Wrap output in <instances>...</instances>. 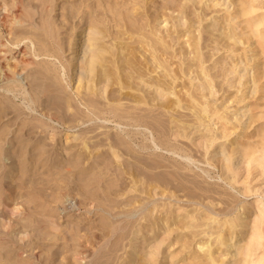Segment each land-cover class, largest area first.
I'll list each match as a JSON object with an SVG mask.
<instances>
[{"label": "bare ground", "instance_id": "6f19581e", "mask_svg": "<svg viewBox=\"0 0 264 264\" xmlns=\"http://www.w3.org/2000/svg\"><path fill=\"white\" fill-rule=\"evenodd\" d=\"M58 1L10 0V3L7 0L0 1V89L3 90V99H0V120L9 114L10 119L15 118L7 124V133L10 128V134L13 132L16 121L19 119L21 122L15 137L17 138L15 142L18 143L17 150L11 149L8 153L9 151L6 152L0 145V174L3 175L0 181V264H71L64 256L65 263L62 262L63 258L59 260L61 251L57 249L62 228L57 222L58 219L55 218L62 208L60 212L58 207L48 213L44 212L45 209L40 210L42 212L38 210V212L35 210L30 212L31 217L39 216V220L35 222V224L38 223L36 226L31 223L33 221L31 217H28V223L12 221L10 217H23L26 213L25 208L13 199L9 201L2 198L4 194L9 195L13 192V181L19 170L21 176L20 184L18 182L17 186L20 190L26 187L29 190L40 191V188L36 189L39 185H42V188L45 182L47 185L49 178L45 181L41 179L42 177H38L40 181L39 179L38 182L34 181L39 173L35 179L33 178L35 172L32 173L34 175L31 176L32 178L24 177L30 171L26 164L32 157L37 156L38 160L51 149L52 152H49V155H53L54 160L62 159L63 154L56 138L58 132L53 125L42 118L66 126L67 129L77 127L79 120L81 124L93 119L102 121L100 124L89 126L74 137L79 146L76 153L72 154L76 158L72 156L64 161L61 160L62 162H59L61 170L64 169L70 173L72 171L70 169L75 170V168L89 171L86 169L97 162L100 171L101 166H104L103 169L106 168L104 174L107 179L113 175L111 169L113 166L116 170L118 169L117 173L113 172L117 176L113 179L115 181L109 182L107 187L96 181L97 186L94 185V187L96 186L101 192V197L96 194V187V190L93 187V191L88 189V187L91 188V181L88 182L87 177V180H83L81 175V181L86 182L82 187L68 182L70 178L68 181L61 180L66 188L62 184L63 188H59V183H56L58 186L55 184L56 187L54 183L50 184L63 191H59L52 200L48 199V203L42 200L45 201V205L50 206L53 202L64 204V201H68V196L75 192L76 195L81 196H78L81 201L69 199L67 207H63V210L68 208L67 210L75 209L78 212L84 209L86 214L98 210L107 220H105L107 222L105 227L103 225L101 227L104 228L100 227L102 232L97 231L99 234L102 233V236L100 237L96 232L100 242L95 243L96 247L92 243L93 246H88L92 249L89 250L91 253L87 255V251L82 252L83 245L87 243L80 242L82 249L77 248L72 253V260L80 264H104L105 259L102 262L95 260L99 257L101 250H104L108 244L110 246V241L119 235L118 247L117 243L112 241V243L115 242L116 253L114 249L109 248V250L111 253L114 252L113 255L116 257L117 252L121 250L123 259L120 264H131L133 260H135L134 264H144L146 258L144 263H141V253L134 252L136 245L125 247V241L134 240L140 235L145 239V235L153 234L154 237L158 229L167 231L165 225L168 219L175 216L172 208L166 210L165 202L174 201V204L180 202L177 193L184 192L188 188L201 193L198 195L202 197L206 193L221 195L211 188H205L202 181L198 179L201 175L195 173L190 176L186 172L191 170L189 165L151 151L153 146L158 147L191 162L194 161L192 147L186 142L173 144L169 136L173 134L177 141L181 139L191 142L189 135H193L191 131L197 127L196 124L203 125V129L211 133L212 128L206 123L210 121V116L215 114V110L208 107L206 100L207 94L214 93L213 89L216 85L215 77L204 65L206 60L202 52L204 41L202 31L198 27L197 33L195 35L192 33L195 30L192 31L191 20L186 12L187 3L190 0H179L175 4L165 0L161 5L158 0H79L61 6L62 20L60 21L55 14ZM240 6L242 7V4ZM169 11L176 12V16L173 18ZM246 11V7H243L241 14ZM182 14L185 15L186 21L175 24L174 20ZM75 18L80 20V26L77 25L78 21H74ZM178 26H180L179 29ZM180 36L187 37L182 44L188 45L187 47H190V51L193 52L195 59L193 73L195 79L199 80L200 92L185 81L184 77L188 72L184 70V47L179 52L174 47ZM68 52L70 56L66 59ZM212 56L213 54L210 55ZM44 58L50 59L47 61L43 60ZM72 80L76 82L73 94L67 91V84ZM75 98L78 99V104ZM80 105L84 106L85 110H82ZM186 108L192 114L183 112ZM31 112H37L41 118L21 117ZM107 123H114L113 125L119 130L111 134ZM94 131L96 132L90 135ZM196 132L200 131L196 130ZM32 133V136L34 133L45 136H42V140V137L40 141L37 138L38 140L31 143ZM98 136L101 138L92 141ZM213 140L214 136L209 135L208 146H212ZM28 145L38 153L27 155ZM238 151L247 156L251 162L253 161L254 150L239 148ZM143 153L149 154L146 160L141 158ZM224 153L222 150L218 155L225 158ZM47 155L46 153V157ZM9 156L11 161L10 165H7L5 160ZM100 158L103 159L99 162ZM258 164L264 165V158L260 159ZM103 169L101 173L98 172L100 176L104 172ZM201 171L208 172L204 168ZM159 172L164 174L157 175ZM98 173L90 176L94 177ZM107 175L109 176L106 178ZM103 177L101 179H104ZM96 179L93 181L95 182ZM37 195L42 199L39 193ZM37 195L36 200L40 202L41 199H37ZM155 195L164 197V201L159 203ZM102 197L106 199H101ZM205 197L213 196L209 194ZM33 200L35 201L34 198ZM78 201L81 205H78ZM188 202L194 205L187 214L196 211L188 225L189 242H191L189 248L195 263L252 264L246 251H238V247L232 242L233 239L240 237L239 232H243L246 225L245 221L227 218L229 214H232L233 206L228 205L223 199H220V202L224 206L219 209L206 205L202 200L188 199ZM82 205L83 209H80ZM154 211H156L155 214H153ZM202 212L208 217H197L201 216ZM80 214H82L81 211ZM86 219L88 217H85L84 221ZM73 225L69 226L67 232H62L68 233L64 237L67 239L66 243L69 240L75 241L74 235L81 226ZM79 237L82 240L85 236ZM46 240H52L56 245L55 248H46L45 245L49 242ZM86 240L89 243L88 239L84 241ZM80 243L78 244L81 245ZM78 244L76 243L75 246ZM10 246L29 248L31 255L25 249L28 256L26 255L25 259L22 258L24 256L20 257L24 251L15 250L16 247H12L15 251L13 250L14 253L11 255L12 250L10 253L7 250ZM84 248L89 249L86 245ZM159 252L156 247L151 246L148 259L153 262L154 256ZM227 255H229L228 258ZM116 257L113 262L109 258V264H117L114 263Z\"/></svg>", "mask_w": 264, "mask_h": 264}, {"label": "rangeland", "instance_id": "374dc122", "mask_svg": "<svg viewBox=\"0 0 264 264\" xmlns=\"http://www.w3.org/2000/svg\"><path fill=\"white\" fill-rule=\"evenodd\" d=\"M7 1L10 3V0ZM73 1L77 2L79 0L58 1L59 3L58 9L55 14L59 21L62 16L61 6L69 5V2H73ZM164 1L165 0H158L159 5H161ZM166 1H168L170 4H175L179 0H166ZM240 4H242V7L240 6ZM243 7H246L247 11L246 13L241 14V10ZM186 12L188 13V17H190L189 20H191L192 31L195 30L194 32H192L193 35L197 33L196 29L198 27H200L202 31V36L204 38L203 39L204 41L202 42V46H203L202 52L206 60L204 65L208 67L210 73L215 77L216 86L213 89L214 93L211 95L207 94V100H206L208 107L212 110H215V114L210 116L209 118L210 121L206 123L210 125V128H212L211 133L206 132L203 129L204 127L203 125L196 124L197 127L191 131L193 135L192 134L189 135L191 142L181 139L180 141H177L174 138L173 134L169 136V140L173 144H177V143L183 144V142L188 143L189 146L192 147L193 149L192 154L194 155L193 159L195 162L194 161L190 162L184 157L173 155L158 147L153 146L151 151H155L158 154H162L166 157L176 159L181 163L189 165L191 170L186 172L190 174V176L195 175V173L201 175L198 177V179L202 181L201 182L202 185L205 188H211L214 191L221 193V195L218 196L212 193H206L202 197L198 195L201 193L195 192L191 188L186 189L184 192L177 193L178 195L177 197L180 198L179 199L180 202L175 204L173 203L174 201L165 202L167 203L166 210L172 208V213L175 216V217H170L168 219V222L165 225V227H167V231H163V230L159 231L158 229V233L154 237L153 234H151V236L145 235L146 237L145 239L143 236L140 235L137 236L136 239L134 240H129L128 242L126 240L125 247H128L129 245H134V246L136 245L134 252L136 254L141 253L142 256V259H140L141 263H144L146 258L144 264H198L197 262L195 263L193 261L192 259L193 254H191L189 248L191 242H189L190 236H189L188 225L191 223V216H194L196 211H192L187 214V211H189L191 207L194 205L193 203H189L188 199L195 201L202 200L206 205L216 209H219L220 207L224 206V204L220 202V199H223L228 203V205L230 204L231 206L234 207L232 214H229L227 218L229 220L232 219L234 221L242 220L245 221L246 224L245 227L243 228V232H239L240 237L233 239L232 242H234L235 245L238 247V251L239 250L246 251V253L249 255V260L252 262V264H264V165L258 164V161L264 158V0H190L187 3ZM168 13L171 14L173 18L176 16V12L172 13V11H169ZM74 21H78L77 25L80 26L81 23L79 22L80 20L78 18L77 20L75 18ZM74 21L73 23H75ZM184 21H186V17L184 14H182L174 20V23L179 24ZM179 27L180 26H178V29ZM186 38H187L186 36L183 38L180 36L178 43L174 47L177 50V52L181 51V48L184 47L183 48L185 54L184 70L185 72H188L184 77L185 81L189 85H191L193 89H196L197 92H200L199 80L195 79V75L193 73L195 71V66H194L195 59L193 58V52L190 51V47L189 48L187 47L188 45L182 44V42H184ZM215 43H217V45H215ZM174 44H175V40H174ZM66 54H67L66 55V59H67L70 56V52ZM211 54H213L212 57H210ZM48 59L50 58H44L43 60L48 61ZM63 83L66 84V82L64 81ZM75 86H76V82L75 80H72L69 84H67V91L73 94ZM2 94H3V90L0 89V99H3ZM166 96L167 95H165V97ZM75 102L77 104L79 103L77 98H75ZM80 107L82 108V110H85L84 106L80 105ZM183 112L187 114H192V112H190V110L187 108L184 109ZM21 117H26L27 119H31L33 117L41 118L39 114H37V112L27 113L26 116L22 115ZM14 119L15 118L10 119V114H9L8 116L3 117L1 119L2 121L0 120V145L2 146L3 150H5L6 152L9 151L8 153H10L11 149L17 150L16 148H18V143L15 142L17 138L15 137L18 134L17 132L21 123L19 119L16 121V124L13 126V132L10 134V128H9V133H7V129H8L7 124H9L10 121H13ZM42 119L45 120L46 122H49L50 125H53L56 131L58 132L56 138H57V142H59L58 144H60L58 147L61 148V152L63 154V157L61 159L62 161H64V159L66 160L68 158H72V156L73 158L75 157L72 154H75L79 147L77 146V141L74 139L75 136H77L82 132V130L84 129L86 130V128L92 126L93 124L102 123L100 119L98 120L93 119L91 121L85 122L84 124H81V120H79V122L77 123L78 124L77 127L67 129L66 126H63L59 123L51 122L46 118H42ZM113 124L114 123H107L108 127L110 128L109 131H111V134H113L116 130H119ZM196 130H199L200 132L198 133L196 132ZM96 131L98 132V130ZM96 131L91 132L90 135H93ZM146 133L148 134V131ZM32 135L33 133L30 135V137H32L31 143L36 141L37 138H39L40 141V138L42 136L43 137L45 136L43 134L41 136L38 133H34V136L36 135L35 138ZM209 135L214 136L212 146L211 145L208 146ZM43 137L41 138V140L43 139ZM100 138L101 136L95 137L92 139V141H96V139L98 140ZM10 139H11V143H10ZM45 141L46 143H48L47 139ZM50 146L51 145H49V147ZM29 148L30 145H28L27 155L28 154L36 155L38 153L37 150L35 151V149L33 150L32 148L30 149ZM239 148H248V150H254V155L252 158L253 161L251 162L247 156L242 155L243 153H239L238 151ZM233 149L235 150L232 152ZM222 150H224L225 152L223 155L225 158H223L221 155H218ZM151 151L148 150V152ZM49 152L50 153L52 152L51 149L49 150ZM49 152H46L48 154L47 157H46V153L43 155L42 158L45 157V159H42L40 157L37 160V156H34L36 159L32 157L34 160L32 158L29 159L30 162L28 160L26 166L27 169L29 168L28 171L29 170L30 171L29 173H27V176L26 175L24 176L26 178L27 177L30 178L31 176L33 177L34 176L33 174L35 172L36 173L35 177H33L35 179L36 175L39 173L37 175L36 180L34 181L36 182L39 179L38 177L40 178L42 177L41 179H45V181L49 178L47 180L48 182H50L49 184L47 182L46 185L45 182L43 185L44 188L41 187L42 185H39L40 187L38 186V188L36 189L40 188V191L35 189L29 190L26 187L20 190L19 186H17L21 176L20 175L21 171L19 170L16 173L15 179L13 181L14 182L13 192L9 193V195L4 194V196H2L3 199L4 198L7 200L9 199V201L10 199H13L14 202L16 201L21 203L22 206L25 208L26 213L24 214L23 217H18V218L10 217V219H13L12 221L14 222L18 221L22 223H28L29 221L28 219L31 217L30 212L34 210L40 211L45 209L44 212L48 213V211H51L57 207L59 210L58 212H60L62 208L60 214L57 215V217L55 218L58 219L57 222L60 223L62 232L63 231L65 232L71 226H74L73 224H75V226L81 225L80 228L78 227L79 233L77 232V234H75L76 236L74 235L75 241L73 242H76L77 244L80 242L82 244L87 243L85 244L87 249L89 248L88 246L92 244H94V247H96L97 245L95 243L98 244L100 242L99 241L100 237L102 236V233H100L101 234L100 235L97 231L99 230V232H102L101 228H104L107 223L106 218H104L105 215L102 214L101 211H100L101 213L98 210L93 211L95 213L93 212L91 214L87 213L90 214L88 216L86 214V211L83 209V205L82 207L80 206V209L82 208L83 210H79L78 212L75 209L67 210L68 208L63 210V207H67L68 205L67 203L69 199H72V201L73 199H75V201L77 200L81 201V198H79L81 196L76 195L75 192L71 193L68 196V201H64L63 202L64 204L62 203L54 204L53 202L50 204V206H48L45 205L46 204L45 201L42 200H46V202L48 201V199L52 200L53 198H55L56 194L58 195L59 191L61 190L63 191V189H59L63 187L66 188L65 183L62 182L63 179H65L64 181H68V179L70 178L68 182H71L72 184H75L78 187H80L81 185L82 187L86 182L84 183L81 180L82 179L87 180L86 179L87 177L88 178L87 181L88 182L89 180L91 181L90 183L91 188L88 187L90 191H93V187L94 185L97 186L98 181L101 182V184H104L105 187H107V185L110 184L109 182H111L113 179L117 177L116 174L114 175V173H117L118 169L116 170V167L114 168V166L113 168H111L113 170L112 171L113 175L111 174L112 176L110 177H108L109 175H107L106 178L108 177L107 178L108 180L105 179L106 174L104 173L106 168L103 169L104 166H101L102 167L101 171L102 169L104 171L103 174L101 176L99 175L101 171H100V166H98L97 162L93 163L92 165H90V168L88 167V169H86L89 171H85V170L82 171V169L80 170L78 168H75V170L70 169L72 170L70 173V171L67 172L64 169H62L64 170L62 171L61 170L62 167L59 166V162L61 163L62 161L59 159H58L59 161L54 160L53 159L54 156L49 155ZM148 155H149L148 153H143L141 158H144V160H146ZM102 159L103 158H100L98 159V161L100 162ZM42 160L43 162H41ZM10 161L11 160L9 156V158L6 159L5 162L7 163V165H10ZM39 161L42 164H40ZM54 164L55 165L57 164V166H55ZM36 167L37 168L39 167L38 170H35L37 169ZM54 168L56 170H54ZM202 168L206 169L208 172L203 173L201 171ZM93 171H95V173ZM47 173L48 174L50 173L49 176L53 178L51 179ZM96 173L98 174L94 175L95 178L93 176H90ZM52 174H54L55 176ZM160 174H164V172H159V174L157 175ZM80 175L82 179H80ZM82 176H84V178ZM91 177H93L94 179L97 178L95 180V182L96 181L97 182L95 183L93 181L94 179ZM102 177L104 179H101ZM2 178L3 175L0 174V181ZM54 178L55 179L58 178V179L55 180ZM99 179L103 181H100ZM71 180L74 181L75 183L72 182ZM38 181H40V179ZM104 181L106 183H104ZM51 183L52 184L54 183L53 185L59 183L58 184L59 188L58 187L55 188L57 184L54 187L53 185H50ZM61 184L64 186L62 187ZM95 187L94 190L97 189L95 191L96 194H98V196L101 197L100 196L101 192L98 190L97 187L95 189ZM37 192L39 193L40 196H42V199L37 195L38 194ZM185 193H189V194H185ZM47 194L48 196H46ZM209 194L212 195L213 197L206 198L205 196ZM36 195L38 197L37 199L39 198L41 199L39 200L40 202L36 200ZM43 196L45 197L43 198ZM103 196H107V195L103 194ZM154 197L159 199V203L164 201V197H161L160 195H155ZM33 198L35 199V201L33 200ZM30 199H32L34 202H32V200ZM101 199H106V197L104 198L102 197ZM79 204L80 202L78 203V205ZM80 211L82 212V214H80ZM155 212L156 211H154L153 214H155ZM162 212L164 214L163 210ZM28 213L29 215L27 216ZM201 214H202L201 216H197V217L200 218L208 217L205 214H203V212ZM79 216H81V218H79ZM38 217L39 216L37 215L35 217H31V219L33 220V221L30 220L32 221L31 223L35 224V222H37ZM82 217L84 219L85 217L86 218L88 217V219L84 221ZM77 222L79 224H77ZM36 224L38 225V223ZM101 225H103L104 227L103 226L101 227ZM62 232H60L58 239L59 241H57L58 244L57 249L59 248L58 250L61 251L59 252V260L61 261V259L64 256L71 264H80V262L78 263V261L76 262L74 259L72 260V253L77 248L81 250L82 244L81 243H80L81 245L78 244L81 247H79L78 245L75 246L76 243L70 242V240L68 243H66L67 239L64 237L68 233L64 234ZM96 232L99 234L100 237H98V234ZM79 236L81 237L85 236L82 237L83 241L80 239ZM118 238L119 235L113 238V240L110 241L111 243L110 246L109 244L107 246L108 249L106 250L107 248L106 247L104 249L105 251L101 250V252L98 255L99 257L95 261L99 260L98 262H102L103 259H105L107 261L104 260V264H109L110 261H108V259L110 258L109 260L113 262V260L116 257L113 255L114 252L116 253L114 243L116 242L117 243L116 246L117 245L119 246L117 242V240L119 241ZM77 239H79L80 241L79 242L76 241ZM85 239H88L89 243L87 242V240L85 242L84 241ZM90 240L91 241L94 240V241L90 242ZM46 241L48 242L49 240ZM112 241L115 242L112 243ZM85 245L83 246L85 247ZM55 246L56 245L53 244L52 240H50L48 244L45 245L46 248H51V249H54ZM151 246L154 248L156 247L160 251L158 255L154 256L153 262L151 259H148V251ZM12 247L13 246L7 248L9 253L12 250L11 255L12 253H14L13 248H15L16 246L13 248ZM84 247H83L84 250L82 249V252L87 251L86 253L87 255H89L91 253V251L89 250L92 249L89 248L88 250H86ZM16 248L17 249L15 250L21 249L22 251H24L20 257L24 256L22 258L25 259L26 255L28 256V254H26V250L28 251L29 248L28 249L25 248L26 250L20 247H16ZM109 248L111 250L114 249L113 250L114 252L111 253ZM29 252L31 253V251H28L27 253ZM107 252L109 253L107 254ZM30 253L29 255H31ZM117 254L118 256L116 257L114 263L116 262L117 264H120V261L123 259L121 255L122 254L121 250L118 251ZM228 256L229 255H227L226 257L228 258ZM65 258H63L64 259V261H62L63 263H65L66 261ZM59 260L57 261L58 263ZM134 262L135 260H133L131 264H134Z\"/></svg>", "mask_w": 264, "mask_h": 264}]
</instances>
